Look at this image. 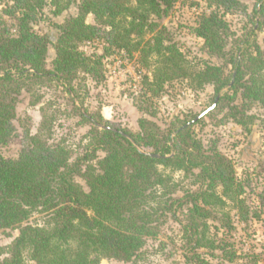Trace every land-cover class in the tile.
<instances>
[{
  "label": "trees",
  "instance_id": "obj_1",
  "mask_svg": "<svg viewBox=\"0 0 264 264\" xmlns=\"http://www.w3.org/2000/svg\"><path fill=\"white\" fill-rule=\"evenodd\" d=\"M179 1L0 0L5 5L0 10V147L18 134L16 122L24 121L17 112L24 92L29 94V104L37 106L44 97L41 89L54 84L63 87L72 102L67 113L90 125L84 152L74 159L75 150L67 138L55 139L58 116L66 112L53 110L50 101L40 107L41 122L35 133L30 124L20 123L24 134L18 157L0 152V231L19 229L0 264H28L25 253L37 264L142 258L148 240L160 234L175 205L176 171H183L198 186L184 194L189 205L186 228L193 233L192 239L196 236L186 264H226L210 261L199 252L209 248L227 253L221 240L208 235V220L228 203L244 220L250 209L242 198L245 184L233 162L216 143L206 148L195 136L193 125L199 115L192 120L177 118L167 129L141 117L140 132L135 134L100 113H88L81 99L82 82L87 78L101 82L103 59L118 48L129 54L140 52L145 65L150 56H157L153 77L145 76L146 90L135 97L141 111L155 116L154 97L168 81L182 77L195 87L196 83L197 87L214 85L219 100L207 114L227 109L226 117L238 124L253 122L255 116L248 113L251 107L258 103L264 108V48L248 35L231 42L226 18L228 14L248 15L247 4L244 0H202L205 5L194 27L210 57L233 65L230 79L225 76V65L205 61L202 68L193 69L161 24ZM48 3L55 16L69 12L62 22L54 23L53 34H39L34 27ZM89 15L94 22H87ZM253 22L257 29L264 26V0L253 10ZM148 34L153 37L147 39ZM90 41L104 42V53H85L81 46ZM226 87L233 94L221 96ZM223 213V226L230 228V215ZM34 214L44 216L43 225L30 223Z\"/></svg>",
  "mask_w": 264,
  "mask_h": 264
},
{
  "label": "rangeland",
  "instance_id": "obj_2",
  "mask_svg": "<svg viewBox=\"0 0 264 264\" xmlns=\"http://www.w3.org/2000/svg\"><path fill=\"white\" fill-rule=\"evenodd\" d=\"M258 1L244 0L248 7V15L240 13L227 15L232 31L231 42L248 35L251 41H256L264 48V26L257 29L253 22V10L258 5ZM196 3L199 4L198 7ZM204 5L202 0H180L171 13L160 22L170 32V36L185 54L193 69L202 68L205 61L225 65V76L231 79L233 65L225 64L223 58L210 57L204 51V40L194 32ZM4 7V3L0 2V10ZM74 10L73 6L72 11ZM68 12L69 10H66L61 16H55L52 5L48 3L35 24V31L39 34H53L54 23L62 22ZM87 22H94L93 15L87 17ZM152 35L148 34L146 38L149 39L153 37ZM105 45L102 41H90L84 43L81 48L87 54L96 52L101 55L104 53ZM50 54H54L53 49H50ZM103 62L104 79L101 82L91 78L82 82L84 86L81 90V99L84 109L88 113H100L115 126L135 134L140 132L141 117H148L163 129H167L177 118L192 120L201 115L213 105L217 96L212 84L197 87L196 83L195 87L190 79L175 78L164 85V90L159 96L154 97L152 110L156 111V115L151 116L138 109L135 97L146 90L145 76L153 77L154 70L159 65L157 56H150L145 65L140 52L129 54L126 50L112 48ZM41 93L44 95L42 103L32 106L29 104V94L24 92L17 107L19 118L24 120L20 123L30 124L32 133H35L41 122L40 107L52 101L53 110L60 109L61 112H66L58 116L55 124V139L67 138L68 143L75 150V159L84 152L89 123H81L80 117L67 113L72 110V102L63 87L54 84L42 88ZM225 94L232 95L233 91L226 87L220 92L221 96ZM236 102H241L240 95L237 96ZM227 111V109H217L211 115L201 117L193 125V131L206 148L216 143L218 149L233 162L238 178L245 184L242 198L246 200L250 213L248 219L244 220L239 210L231 208L232 205L228 203L223 211L208 220V235L221 240L225 244L227 253L222 249L209 248H201L199 252L213 262L264 264V108L255 103L248 111L255 118L246 126L226 117ZM16 123L18 134L8 145L0 147V152L5 157H18L23 145L24 127ZM99 155L103 156V153L99 152ZM173 177L179 183L176 192L172 195L175 205L172 212L165 217L160 234L148 240L142 258L131 262L104 259L101 264H186V256L190 253L189 247L196 236L192 239L193 233L186 228L189 205L184 194L186 190H195L198 186L192 184V178H185L183 171L173 172ZM77 180L85 185L83 179L78 177ZM223 212L230 215V228L223 226ZM255 213L260 216H256ZM30 223L43 225L44 216L34 214ZM18 235L19 229L16 228L0 231V259L6 255L3 254L4 249ZM232 252L234 257L231 259ZM25 260L28 264H37L28 253H25Z\"/></svg>",
  "mask_w": 264,
  "mask_h": 264
},
{
  "label": "water",
  "instance_id": "obj_3",
  "mask_svg": "<svg viewBox=\"0 0 264 264\" xmlns=\"http://www.w3.org/2000/svg\"><path fill=\"white\" fill-rule=\"evenodd\" d=\"M218 100H219V97H217L215 103H214L211 107H209L208 109H206L203 113H201V115H199V116L197 117V119H198V118H201V117H203V116H205L208 112H210L211 110H213V109L215 108V106H216ZM127 136H128V135H127ZM128 137H130V136H128ZM152 155H154V154H152Z\"/></svg>",
  "mask_w": 264,
  "mask_h": 264
}]
</instances>
